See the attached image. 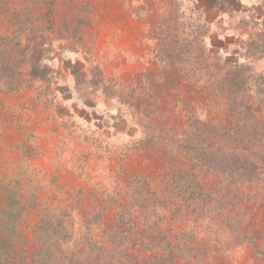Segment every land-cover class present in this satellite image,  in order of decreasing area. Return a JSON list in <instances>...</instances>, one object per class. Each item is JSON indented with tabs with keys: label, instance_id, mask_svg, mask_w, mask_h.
Returning <instances> with one entry per match:
<instances>
[{
	"label": "rangeland",
	"instance_id": "1",
	"mask_svg": "<svg viewBox=\"0 0 264 264\" xmlns=\"http://www.w3.org/2000/svg\"><path fill=\"white\" fill-rule=\"evenodd\" d=\"M200 47L219 75L195 73ZM232 73L244 121L195 86ZM196 135L264 165V0H0V222L17 264L49 243L64 264L102 244L111 264H264V202L248 184L224 196L216 159L193 179L180 147Z\"/></svg>",
	"mask_w": 264,
	"mask_h": 264
},
{
	"label": "trees",
	"instance_id": "2",
	"mask_svg": "<svg viewBox=\"0 0 264 264\" xmlns=\"http://www.w3.org/2000/svg\"><path fill=\"white\" fill-rule=\"evenodd\" d=\"M163 49L166 54L169 55V57L178 56V52H175V50L172 49V46L170 48L165 47ZM194 56L197 60L196 64L198 66V68H195V73L199 70L202 71V69L208 70L212 67H215L217 68V74L219 75V62L213 52H209L206 49L200 47L197 48V51L195 52ZM212 58L216 59L217 62L211 63L210 61ZM232 77L233 78L229 80V83H232L234 77H236V74L232 73ZM195 86L199 87L200 90L203 92L206 91L214 93L217 99H219V101L217 102L218 106L221 109L226 108L230 116H232L233 118H238L239 121H244L245 117L248 116L247 109L243 108L242 103L238 102L237 90L235 88L236 86L233 83L231 85H228L224 82V79L215 77L214 79H208L202 86L198 83H196ZM240 135V133L233 135L230 129H227V132L225 133L226 137H224V134L223 137L224 140H227L229 143L230 141L233 142V139L239 138ZM243 137L245 136L243 135ZM211 138L213 137L211 136ZM192 141V143L187 145H185V143L181 141L183 144H181L182 146L180 147V150L184 153L185 157L192 163L189 175L193 177V179L196 178L194 169L200 164H202L198 162H202L204 160V157L205 159H216L224 165L223 170L226 173L227 183H225L226 186H224L222 190L224 196L225 194H230L233 199L238 198L237 200L242 202L241 198H243L244 193L241 191V188L243 184H248L250 185L249 187H251L249 193H254L253 195H257L254 197V199H259L260 201L264 202V165L262 164V162H259L257 160H248L246 162L236 163L231 159V156L227 151L226 145L221 144L220 147L214 149L211 148V145L209 144L204 148L202 143L205 140H201L198 135H196V137L193 138ZM213 144H216V142ZM187 172L188 171H183L180 173H182L181 175L184 176V174H186ZM191 187H196L198 189L200 188L201 190V193H199L198 195L195 194L196 192H198L197 190H192V192H195L193 193L195 199L197 198V196L202 197L204 195L203 186L199 187V185L196 183L194 186ZM205 193L206 195L210 194V192L206 191ZM226 201V205H229L231 203V201L227 198ZM3 213L5 214L3 208L0 206V217L3 216ZM13 232V230H10V228L0 222V264L18 263L17 260L14 258L16 244L13 240H10L11 233ZM55 245L57 244L49 243L48 246L41 244L40 253L46 254L47 257L45 258V260H43L42 258L40 259V254H36L38 258L34 259L31 264H64L62 260H56V258L52 254ZM104 246L105 245L103 244L101 245V256L97 257L95 261H93V263L88 262L87 260L84 263L79 260H70L69 262H67V264H111L110 254H108V250H106ZM146 250L154 252V247L148 246ZM154 258L155 256L151 255V257H149V261H152V259ZM121 264L124 263L121 262Z\"/></svg>",
	"mask_w": 264,
	"mask_h": 264
}]
</instances>
